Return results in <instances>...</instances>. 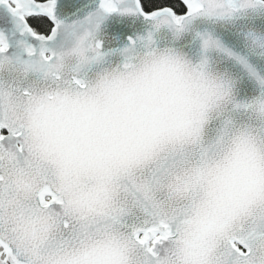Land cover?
<instances>
[{"label": "snow or ice", "instance_id": "6c2138e0", "mask_svg": "<svg viewBox=\"0 0 264 264\" xmlns=\"http://www.w3.org/2000/svg\"><path fill=\"white\" fill-rule=\"evenodd\" d=\"M0 264H264V0H0Z\"/></svg>", "mask_w": 264, "mask_h": 264}]
</instances>
